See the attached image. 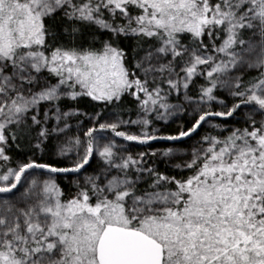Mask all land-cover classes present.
Instances as JSON below:
<instances>
[{
    "label": "snow or ice",
    "instance_id": "6c2138e0",
    "mask_svg": "<svg viewBox=\"0 0 264 264\" xmlns=\"http://www.w3.org/2000/svg\"><path fill=\"white\" fill-rule=\"evenodd\" d=\"M0 264H264V0H0Z\"/></svg>",
    "mask_w": 264,
    "mask_h": 264
}]
</instances>
